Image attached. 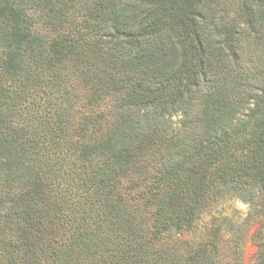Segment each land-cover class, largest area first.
<instances>
[{"label": "trees", "instance_id": "16d2710c", "mask_svg": "<svg viewBox=\"0 0 264 264\" xmlns=\"http://www.w3.org/2000/svg\"><path fill=\"white\" fill-rule=\"evenodd\" d=\"M253 220L264 264V0H0V264H248Z\"/></svg>", "mask_w": 264, "mask_h": 264}, {"label": "rangeland", "instance_id": "374dc122", "mask_svg": "<svg viewBox=\"0 0 264 264\" xmlns=\"http://www.w3.org/2000/svg\"><path fill=\"white\" fill-rule=\"evenodd\" d=\"M177 117H175L176 119ZM216 210H222L223 212L227 214H233L236 219H241L245 216L247 211V204L238 199V198H230L222 205L218 206ZM209 214H202L201 217L198 220V229L200 230L203 228L207 223H209ZM258 229V222L256 220H253L251 222V226L249 227L248 233L245 237L244 242V258L245 262L250 264L256 255L257 246L253 239V234Z\"/></svg>", "mask_w": 264, "mask_h": 264}]
</instances>
